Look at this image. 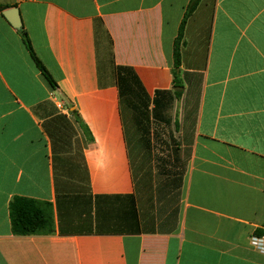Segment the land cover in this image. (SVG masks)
I'll return each mask as SVG.
<instances>
[{
    "label": "crops",
    "instance_id": "crops-1",
    "mask_svg": "<svg viewBox=\"0 0 264 264\" xmlns=\"http://www.w3.org/2000/svg\"><path fill=\"white\" fill-rule=\"evenodd\" d=\"M192 2L0 0V264H264V0Z\"/></svg>",
    "mask_w": 264,
    "mask_h": 264
},
{
    "label": "trees",
    "instance_id": "trees-1",
    "mask_svg": "<svg viewBox=\"0 0 264 264\" xmlns=\"http://www.w3.org/2000/svg\"><path fill=\"white\" fill-rule=\"evenodd\" d=\"M199 0H193L190 8L187 11L186 17L189 16L195 9ZM20 32L23 36L24 44L29 51L32 60L34 61L36 67L45 77V79L52 85L53 88L57 87V83L53 80L49 72L46 70L42 62L39 60L34 52L31 45L30 39L27 32L22 27ZM180 66V54L179 45L176 43L175 47V67L176 69ZM36 202L26 199H16L11 207V217H12V228L16 235H32L40 233L45 226L48 224V220L45 218L42 211L35 207Z\"/></svg>",
    "mask_w": 264,
    "mask_h": 264
},
{
    "label": "water",
    "instance_id": "water-1",
    "mask_svg": "<svg viewBox=\"0 0 264 264\" xmlns=\"http://www.w3.org/2000/svg\"><path fill=\"white\" fill-rule=\"evenodd\" d=\"M4 15L11 22V24L14 26V28H16V29L22 28V20L20 17L19 10L17 8H13V9H10L8 11H5Z\"/></svg>",
    "mask_w": 264,
    "mask_h": 264
},
{
    "label": "built area",
    "instance_id": "built-area-1",
    "mask_svg": "<svg viewBox=\"0 0 264 264\" xmlns=\"http://www.w3.org/2000/svg\"><path fill=\"white\" fill-rule=\"evenodd\" d=\"M251 244L258 252L264 254V234L254 235L251 238Z\"/></svg>",
    "mask_w": 264,
    "mask_h": 264
}]
</instances>
